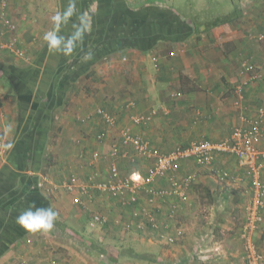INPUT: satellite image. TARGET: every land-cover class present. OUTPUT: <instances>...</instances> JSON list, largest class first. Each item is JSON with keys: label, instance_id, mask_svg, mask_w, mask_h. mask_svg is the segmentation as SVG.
I'll return each instance as SVG.
<instances>
[{"label": "crops", "instance_id": "1", "mask_svg": "<svg viewBox=\"0 0 264 264\" xmlns=\"http://www.w3.org/2000/svg\"><path fill=\"white\" fill-rule=\"evenodd\" d=\"M209 1L232 5L220 13L198 6L193 12L197 14L187 15L177 8L176 0H75V12L61 26L60 35L89 30L67 57L50 50L43 37L53 27L51 16L63 12L69 0L10 1L18 48L26 49L32 62L0 50V144H14L11 151L0 148V264L53 260L59 264H247L241 239L230 236L226 244L220 243L215 231L207 233L210 228L189 237V227L182 224L195 204L193 190L200 186L217 190L229 204L242 203L239 235L256 174L235 157L220 156L211 166L182 164L177 178L192 172L198 178L189 203H178L177 219L184 235L171 245L151 238V233L125 231L121 222L129 217L131 207L96 192L86 210L73 203L74 193L63 186L87 184L95 171L107 177L112 160L95 161L93 154L109 156L125 128L169 152L199 140H230L235 128H248L258 120L264 108V0H204L205 5ZM89 52L91 59H83ZM252 74H261V79L250 81ZM102 109L117 119L116 126L99 114ZM139 115L152 116L147 127L135 123ZM261 131L259 147L264 150V119ZM100 133L106 134L103 141L97 140ZM118 162L123 176L149 165L131 154ZM219 172L227 173L226 180ZM45 176L50 179L47 183L42 182ZM216 182L229 187L220 188ZM156 185L167 188L169 183L164 178ZM171 203L177 201L159 205L167 210ZM29 204L58 212L51 233H28L16 223L15 207ZM92 212L101 213L108 222L91 227ZM218 217L221 228L224 219ZM162 224L173 226L165 217ZM97 230L116 237L136 235L154 253L129 246L121 249L123 260L118 251L108 260L98 243L82 238L85 247L71 243V237ZM226 230H230L227 225L222 234ZM254 242L260 253L264 251V224ZM92 247L94 252H89Z\"/></svg>", "mask_w": 264, "mask_h": 264}, {"label": "built area", "instance_id": "2", "mask_svg": "<svg viewBox=\"0 0 264 264\" xmlns=\"http://www.w3.org/2000/svg\"><path fill=\"white\" fill-rule=\"evenodd\" d=\"M10 1L0 0V23L3 26V30L0 31V50L11 51L28 64L32 59L26 49L18 48V26L9 15ZM6 35L8 39H5ZM171 56H174V53H171ZM248 71H251V68H248ZM261 76V74H252L250 81H258ZM99 114L103 115L110 126L117 125V119L106 110H100ZM258 116V120L252 121L250 127L235 128L230 140L222 142L199 140L187 146L175 147L169 152L154 148L148 139L125 128L121 132L120 144L112 148L109 156L102 157L98 152L93 154L95 161L109 158L112 160L107 177L95 171L90 175L87 184L75 186L73 183H66L63 186L68 192L74 193L73 203L86 210L93 203L96 192H102L116 199L123 207H131L129 217L121 222L125 231L151 233L154 234L151 238L171 245L184 235L177 219L178 203L186 205L189 203L190 191L198 178L195 172L188 173L181 179L177 178L176 173L181 169L182 164L188 162L197 167L211 166L220 156L235 157L243 168L256 174L252 181L253 197L246 206L240 231V239L245 246V259L247 264H264V254L259 252L254 242L255 234L264 224V184L262 183L264 150L259 147L263 137L261 123L264 119V108L259 110ZM151 120V115H139L134 118L135 123L143 127H147ZM105 136V133H100L97 135V140L103 141ZM130 154L133 159L146 161L149 165L145 170L134 169L123 176L118 161L127 158ZM135 173H138V178L134 176ZM219 177L226 180L227 173L219 172ZM164 178L169 183L168 187L157 188L156 181ZM49 181L47 176L42 180L43 183ZM169 200H176L177 203H171L167 210L159 205L160 202L165 203ZM164 217L168 222H173V226L162 224ZM90 219L91 227H100L108 222L107 217L97 212H92ZM51 264H59V262L53 260Z\"/></svg>", "mask_w": 264, "mask_h": 264}, {"label": "rangeland", "instance_id": "3", "mask_svg": "<svg viewBox=\"0 0 264 264\" xmlns=\"http://www.w3.org/2000/svg\"><path fill=\"white\" fill-rule=\"evenodd\" d=\"M177 8L181 10L182 14H187L191 15L197 8L198 6L204 10L208 11L211 13V11L215 13H220L222 11H225L228 6H231L232 3L229 1H221V3H216V1H209L208 4L205 5L204 0H176L175 2ZM231 4V5H230ZM208 12H205L204 14L209 15ZM197 13H193L195 15ZM221 182V181H220ZM232 181L229 180V183ZM217 183V182H216ZM220 188H227L229 186L225 185H220L217 183ZM194 193L196 194V197H194V202L195 204H191L193 208H191V213L185 219L182 224L186 223L187 226L189 227V230L186 232V235H196V233L199 235L201 234L202 231L206 233L205 230L209 229L210 230L207 232H213L215 231V237L218 236L217 238L220 243L226 244V240L231 236L236 240H240V233L238 235V230L241 222V211L243 209V205L240 202H233L232 204H229V201H225L223 197L221 196L217 190L214 192L207 191L204 187L198 186L194 188ZM191 192V191H190ZM237 201H240L236 199ZM193 203V202H192ZM190 206V205H189ZM213 214V215H212ZM212 215V216H211ZM222 215L223 219L222 220V227L218 228L217 226V221L221 220L218 216ZM84 223V229H87V226ZM228 226L230 230H226L224 234H222L221 229L223 226ZM191 228V229H190ZM82 227L79 228L81 230ZM260 230V229H259ZM258 230V231H259ZM90 233V234H89ZM204 233V234H205ZM97 234V235H96ZM110 233H105L102 232L101 230H97L95 232H88V236L84 237H71V243H77L79 242L80 244L77 243L78 246H81L83 243L84 247L85 242H82L79 240V238H82V240H90L95 243V245H98L104 249V253L107 257L108 260H112L116 256V251H118V258L119 260L124 259V255L122 254L121 249H126V247H135L139 252H152L153 250L148 247L147 243H143V241L138 238L136 235L133 234H126V235H119V236H110L108 235ZM203 234V235H204ZM207 236V235H206ZM100 237H102V241H100ZM125 237V238H123ZM230 237V238H231ZM207 237H205L206 239ZM77 241V242H76ZM235 241V240H234ZM241 242V240H240ZM94 244V243H93ZM203 245V244H202ZM75 246V245H74ZM112 246V248H111ZM83 247V246H82ZM114 248V249H113ZM79 251L81 252L82 250L78 247ZM124 251V250H123ZM261 251V250H260ZM89 252H94V247L89 249ZM120 252V254H119ZM64 253V252H63ZM57 256L58 258H62L60 256H64V254ZM126 253V251H124ZM154 253V252H152ZM262 254H264V251H261ZM66 259H69V255L67 256L66 254ZM121 258V259H120ZM118 260V259H117ZM118 260V261H119Z\"/></svg>", "mask_w": 264, "mask_h": 264}, {"label": "clouds", "instance_id": "4", "mask_svg": "<svg viewBox=\"0 0 264 264\" xmlns=\"http://www.w3.org/2000/svg\"><path fill=\"white\" fill-rule=\"evenodd\" d=\"M75 12V0H69L68 7L63 12H56L51 16L53 27L50 31L44 34L43 39L47 42V46L54 53L71 56L77 46L82 44L85 32L89 29L78 28L73 35L65 37L60 35L61 26L66 24L70 17ZM90 27V26H89ZM83 59H91V53H86ZM12 129H6L7 133H11ZM0 148L11 151L14 144L11 142L0 144ZM138 178V173L134 174ZM58 219V212L52 207H35L34 204H29L28 207L16 217V223L28 233L49 234L54 228Z\"/></svg>", "mask_w": 264, "mask_h": 264}, {"label": "trees", "instance_id": "5", "mask_svg": "<svg viewBox=\"0 0 264 264\" xmlns=\"http://www.w3.org/2000/svg\"><path fill=\"white\" fill-rule=\"evenodd\" d=\"M35 197L36 198H38V196L37 195H35ZM41 201V199L39 198L38 199V201ZM44 200V199H43ZM15 208H17V212L20 214L22 211H24L26 208H24L23 206L21 207V205H18L17 207H15Z\"/></svg>", "mask_w": 264, "mask_h": 264}]
</instances>
